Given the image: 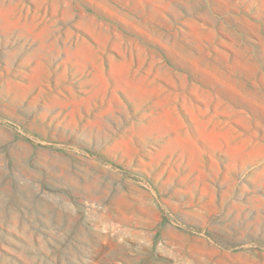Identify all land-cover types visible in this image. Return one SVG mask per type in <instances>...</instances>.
<instances>
[{
	"label": "rangeland",
	"instance_id": "rangeland-1",
	"mask_svg": "<svg viewBox=\"0 0 264 264\" xmlns=\"http://www.w3.org/2000/svg\"><path fill=\"white\" fill-rule=\"evenodd\" d=\"M0 264H264V0H0Z\"/></svg>",
	"mask_w": 264,
	"mask_h": 264
}]
</instances>
